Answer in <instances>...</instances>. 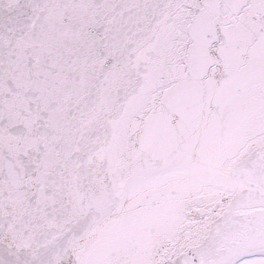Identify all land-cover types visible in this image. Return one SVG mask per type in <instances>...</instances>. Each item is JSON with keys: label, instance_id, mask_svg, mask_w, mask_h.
I'll return each mask as SVG.
<instances>
[{"label": "snow or ice", "instance_id": "6c2138e0", "mask_svg": "<svg viewBox=\"0 0 264 264\" xmlns=\"http://www.w3.org/2000/svg\"><path fill=\"white\" fill-rule=\"evenodd\" d=\"M0 264H264V0H0Z\"/></svg>", "mask_w": 264, "mask_h": 264}]
</instances>
